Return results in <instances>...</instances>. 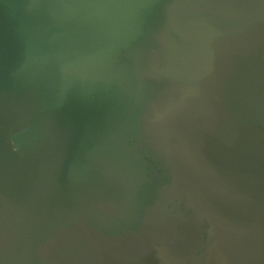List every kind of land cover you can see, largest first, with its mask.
Wrapping results in <instances>:
<instances>
[{
    "label": "water",
    "instance_id": "water-1",
    "mask_svg": "<svg viewBox=\"0 0 264 264\" xmlns=\"http://www.w3.org/2000/svg\"><path fill=\"white\" fill-rule=\"evenodd\" d=\"M0 264H264V0H0Z\"/></svg>",
    "mask_w": 264,
    "mask_h": 264
},
{
    "label": "flooded vegetation",
    "instance_id": "flooded-vegetation-1",
    "mask_svg": "<svg viewBox=\"0 0 264 264\" xmlns=\"http://www.w3.org/2000/svg\"><path fill=\"white\" fill-rule=\"evenodd\" d=\"M174 205H175V207H177V208H179L181 210L189 211L188 209L183 207L178 201H174ZM173 211L176 212L177 210L174 208Z\"/></svg>",
    "mask_w": 264,
    "mask_h": 264
}]
</instances>
